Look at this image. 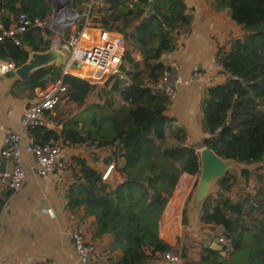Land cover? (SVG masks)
Here are the masks:
<instances>
[{
  "label": "trees",
  "instance_id": "trees-1",
  "mask_svg": "<svg viewBox=\"0 0 264 264\" xmlns=\"http://www.w3.org/2000/svg\"><path fill=\"white\" fill-rule=\"evenodd\" d=\"M150 1L71 0L77 20L83 18L74 22L73 34L82 30L87 16L96 28L122 37L123 62L118 73L101 86L64 75L62 67L55 66L18 82L32 97L35 90L61 80L68 103L78 111L62 112L56 107L43 112L26 135L41 146H85L109 153L102 159L94 155V162L112 166L120 181L107 182L85 159H71L76 183L68 190L67 207L72 212L82 208L84 216L94 217L92 237L107 235L110 252L121 251L110 264H155L167 253L181 258L182 264H231L232 255L243 264H264V0L210 3L215 12L226 11L242 28L241 36L229 41V49L216 56L224 81L207 89L200 118L199 146L241 166L237 175L226 173L215 182L213 195L199 212L202 226L221 230L217 239L226 241L223 250L230 249L226 256L190 236L177 251L158 235L161 216L181 176L198 178L201 163L185 128L165 115L170 99L161 91L153 93L169 71L162 58L191 33L192 17L184 0H152L154 13L146 18ZM51 12L46 0H0L5 29L20 14L32 23L19 36V45L10 39L0 43V60L18 67L29 52L46 51L55 36L46 26ZM64 29L58 34L62 43L72 35ZM98 91L110 100L88 105V96ZM115 98L122 103L115 106ZM83 107L88 113L80 112ZM49 123L61 129H51ZM10 194L0 196V212Z\"/></svg>",
  "mask_w": 264,
  "mask_h": 264
},
{
  "label": "crops",
  "instance_id": "crops-1",
  "mask_svg": "<svg viewBox=\"0 0 264 264\" xmlns=\"http://www.w3.org/2000/svg\"><path fill=\"white\" fill-rule=\"evenodd\" d=\"M184 3L188 14L192 17L191 33L187 37H181L177 49L162 58L164 65L176 64L179 67L180 78L165 115L175 119L185 128L189 145L196 146L199 153V149H202L199 142L203 138L200 122L203 98L208 88L220 85L224 81V76L218 64L214 62V57L220 51L229 49V41L239 38L242 28L228 18L226 11L215 12L210 7L211 0H184ZM50 17L55 18V15L51 12ZM70 28L72 32L75 30L74 25ZM54 38L55 36L50 40ZM194 71L200 72L203 78L192 80ZM84 78H90V75ZM18 82L23 81L17 79L13 72L0 74V152L4 136L20 129L22 116L36 95L35 90L31 97L29 91L22 89ZM50 85L52 84L47 85L46 88ZM95 94L102 102L111 98L108 96L103 99L102 93L98 91L88 96V105L89 99ZM115 102V106L122 103L117 101V98ZM94 104L100 103L94 102ZM58 108L62 112H78L75 106L68 102L59 105ZM80 112L88 113V110L83 107ZM47 126L57 131L61 129V126H55L52 123ZM59 146L69 157V163L71 158L78 156V148L83 147L61 144ZM91 150L97 154L96 157L102 159L97 152L101 150ZM22 162L26 179L19 191L8 190L0 180V196L11 191L0 212V264H79L70 238L73 230H80L86 242L94 247L92 264L115 262L121 255V251L110 252L109 237L107 235L92 237L91 227L94 217L84 216L82 208L72 212L67 207L68 190L76 183L74 166H68L64 181L58 182L51 175L46 177L35 175L30 168V157L23 155ZM86 162L88 163V160ZM1 163L0 155V173ZM100 164L103 165L100 162L98 164L95 162L93 165L98 167ZM109 171H113L114 181L121 180L120 175L114 172L113 168ZM196 180L195 176L186 174L181 176L159 222V238L170 246L177 247V251L189 242L188 236L209 247L221 236L219 228L202 226L199 217L200 207L190 204L191 201L186 206V200L192 194ZM184 210L186 211L185 226L182 225ZM221 251L224 252L223 248ZM219 253L221 255V252ZM226 254L228 253L224 256ZM230 261L231 264H243V260L236 255H232ZM155 264L168 263L162 258ZM179 264H182L181 258Z\"/></svg>",
  "mask_w": 264,
  "mask_h": 264
},
{
  "label": "built area",
  "instance_id": "built-area-1",
  "mask_svg": "<svg viewBox=\"0 0 264 264\" xmlns=\"http://www.w3.org/2000/svg\"><path fill=\"white\" fill-rule=\"evenodd\" d=\"M65 13H71V20L74 22L78 16L72 10L64 9L55 16L51 23L63 25L65 20H58ZM32 25L30 19L25 14L18 15L16 21L5 29L0 21V43L5 39H10L15 45H19V36L25 33L28 27ZM35 26H42L41 23H35ZM49 27V26H47ZM66 44L70 48V58L67 65L62 68L63 74H69L84 79L91 84H102L103 80L109 79L118 73L119 67L123 62L124 42L120 35L96 28L86 16L84 26L81 31L72 34ZM77 64L84 67L90 78H84L71 72L69 65ZM169 71L164 74L157 86L153 89L161 91L169 99L174 96L175 89L180 82L178 76L179 67L176 64L170 65ZM15 65L11 62L0 61V74L14 72ZM92 75V76H91ZM203 75L194 71L192 80H199ZM100 79L102 81H100ZM66 87L61 80L55 81L48 88L37 89L33 102L25 110L20 121V129L15 132L7 133L2 141L1 148V184L11 191H19L25 183L26 171L23 166L22 157L26 155L31 158L30 168L38 177L54 176L58 182L64 181V175L69 166V157L57 144L37 145L26 135L28 127L36 125L43 112L53 111L61 104L67 103ZM112 166L103 174V180ZM73 250L77 255L79 264H92V254L94 247L86 242L80 230H73L70 234ZM216 243L222 248L226 241L222 238L217 239ZM226 247L224 253L229 252ZM163 260L168 264H179L178 256L167 253ZM48 264V263H44Z\"/></svg>",
  "mask_w": 264,
  "mask_h": 264
},
{
  "label": "water",
  "instance_id": "water-1",
  "mask_svg": "<svg viewBox=\"0 0 264 264\" xmlns=\"http://www.w3.org/2000/svg\"><path fill=\"white\" fill-rule=\"evenodd\" d=\"M52 8V13L56 16L60 11L67 9L75 12L71 7V0H46ZM154 13V3L151 0L149 7L145 13V17H149ZM72 21L68 25H72ZM52 23L50 24V28ZM70 58V48L66 43H62L60 37L54 38L46 51H31L28 53L26 61L14 70V75L20 81H26L31 75L41 69L55 66L64 68ZM41 116H38V120ZM199 158L201 163L200 173L198 175L197 188L192 194V205L196 207L202 206L205 199L209 196L211 185L218 179L222 178L233 167L235 162L223 160L218 157L212 150L202 148L199 151ZM107 182H114V173L109 171L107 177L104 179ZM210 248L221 252L222 247L217 243H212Z\"/></svg>",
  "mask_w": 264,
  "mask_h": 264
},
{
  "label": "rangeland",
  "instance_id": "rangeland-1",
  "mask_svg": "<svg viewBox=\"0 0 264 264\" xmlns=\"http://www.w3.org/2000/svg\"><path fill=\"white\" fill-rule=\"evenodd\" d=\"M70 7H71V5H70ZM54 17H50L47 21H46V26H49L50 27V24H51V20L53 19ZM82 19L83 18H81V19H79V20H77V23L76 24H78V23H80L81 21H82ZM70 20H71V17L69 18V19H67V20H65L64 22H63V25H65V26H63V27H61L59 24H57V23H53L52 24V26H51V30H53L54 31V35H55V38L56 37H59L58 36V34L64 29V30H66L65 32H69V34H73V32H72V30H71V25H68L69 24V22H70ZM71 32V33H70ZM217 56V55H216ZM216 56L214 57V62L217 64V62H216ZM74 66H78L77 64H75ZM108 80V79H107ZM106 79L105 80H103V83H105L106 81H107ZM102 83V84H103ZM102 84H100V86L102 85ZM99 85V84H98ZM102 95H103V99L104 98H106V96H104V94L102 93ZM105 101L106 100H104L103 102L101 101V99H98L97 98V96L96 95H93L90 99H89V103L90 104H94V102H98V103H100V104H104L105 103ZM61 147V146H60ZM62 148V147H61ZM63 149V148H62ZM79 149H81V150H79ZM201 149H199V151H200ZM78 156L77 157H79V158H83V159H86V160H88V164L90 165V166H92V167H95L93 164H95V162H94V155H97V154H95V152H93L91 149H88V148H86L85 146H83V147H80V148H78ZM95 151V150H94ZM97 152H99L100 153V157H106V156H108L109 155V153L108 152H105V151H97ZM72 159V158H71ZM72 160H70V163H69V167L70 166H72ZM262 166V172L264 173V162H263V164L261 165ZM68 167V168H69ZM96 169H98L99 171H101L103 174H105L106 173V170H108V169H106V167L105 166H103V165H99L98 167H95ZM241 168V166L240 165H238V164H236V163H234L233 164V167L228 171V173H230V174H233V175H237L238 174V171H239V169ZM197 181H198V178H197V180H196V183H195V185H194V189H193V194H194V192H195V190H196V188H197ZM214 188H215V183H213L212 185H211V189H210V192H209V195H213V190H214ZM190 204H192V202L190 203Z\"/></svg>",
  "mask_w": 264,
  "mask_h": 264
},
{
  "label": "bare ground",
  "instance_id": "bare-ground-1",
  "mask_svg": "<svg viewBox=\"0 0 264 264\" xmlns=\"http://www.w3.org/2000/svg\"><path fill=\"white\" fill-rule=\"evenodd\" d=\"M72 16L71 13H65L63 17L58 18V20H65V19H69ZM69 70L71 72L77 73L78 75H80L81 77H84L87 75H89L86 71V69L84 67H80V66H74V65H69Z\"/></svg>",
  "mask_w": 264,
  "mask_h": 264
}]
</instances>
